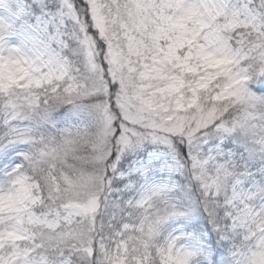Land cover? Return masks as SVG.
<instances>
[{
	"label": "snow or ice",
	"instance_id": "1",
	"mask_svg": "<svg viewBox=\"0 0 264 264\" xmlns=\"http://www.w3.org/2000/svg\"><path fill=\"white\" fill-rule=\"evenodd\" d=\"M0 264H264V0H0Z\"/></svg>",
	"mask_w": 264,
	"mask_h": 264
}]
</instances>
